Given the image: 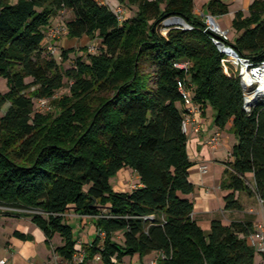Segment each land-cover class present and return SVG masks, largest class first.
I'll use <instances>...</instances> for the list:
<instances>
[{
  "label": "trees",
  "instance_id": "obj_1",
  "mask_svg": "<svg viewBox=\"0 0 264 264\" xmlns=\"http://www.w3.org/2000/svg\"><path fill=\"white\" fill-rule=\"evenodd\" d=\"M123 1L137 10L121 21L99 0H0V76L8 84L0 90V216L30 217L49 242L62 238L54 251L63 259L84 250L82 264H128L127 257L152 252L157 264H256L264 256L249 240L254 215L215 217L208 231L193 217L196 163L179 82L236 135L221 182L226 210H243L242 194L264 206V96L246 105L240 69L195 13V0ZM204 8L213 16L230 12L223 0ZM65 10L70 38L100 40L97 52L83 47L70 68L46 47ZM176 16L189 27L165 24ZM232 27L237 36L224 42L249 68L262 65L264 0L238 10ZM73 51L63 50V61ZM66 85L69 93L57 98ZM42 98L55 100L56 113L35 109ZM124 168L139 179L130 191L111 183ZM71 212L93 219L91 241L79 242L66 221Z\"/></svg>",
  "mask_w": 264,
  "mask_h": 264
},
{
  "label": "crops",
  "instance_id": "obj_2",
  "mask_svg": "<svg viewBox=\"0 0 264 264\" xmlns=\"http://www.w3.org/2000/svg\"><path fill=\"white\" fill-rule=\"evenodd\" d=\"M99 1L108 4V0ZM202 1L200 7H197V1L195 0V13L203 16V12H205V14L209 15L204 6L210 0ZM223 1L230 5V12L222 16L214 17L223 29L229 31V35L230 31H233V34L230 35V40L233 41L237 36V32L232 27L235 13L238 10L247 11L254 0ZM108 5L111 7L110 4ZM122 5L123 4H117L116 9ZM201 122L203 124V130L200 133L194 131L192 124L189 125L187 132L189 136L188 153L191 159L196 163L191 168L190 176L191 180L196 185V190L192 194L195 199V211L193 217L206 231H208L210 229L211 221L215 217H220L224 222H231L232 220L241 219L248 214H252L255 216V227H257L262 219V213L259 209L253 207L252 204L245 203L244 199L241 198L244 206L243 210L225 209L224 195L226 191L221 187L227 162L224 159L227 156H231L232 148L237 142L235 134L232 135L226 133L227 130H231V124L224 129L219 128L215 124V111L211 105H208L205 111L202 109ZM215 133L221 134V142L217 149H211L207 141L209 137ZM201 162L208 163L209 166L206 172L200 171L199 167ZM123 170L119 172L120 179L118 180V185H116L115 189L120 191H130L136 186V184L129 185L128 189L120 187L123 183ZM138 180L137 176V182ZM70 209L73 210V207L71 206ZM69 216H80L81 220L84 219L80 223L81 227H83L85 223H88L90 225L89 235H92L91 238L96 234V228L92 218L81 216L75 212L67 213L66 218ZM16 231L27 234L29 238H22L16 234ZM83 233H85V229H83ZM91 238L90 240H83L82 242L87 243L91 241ZM80 241L81 240H79V242ZM61 244H63V242L59 235H56L52 241L49 242L45 233L30 217L18 215L0 216V258L7 259V264H50L51 257L55 252V247ZM150 254L153 263L157 264V262H154V257H157L158 254L156 252ZM261 262L264 263L262 255L259 260L256 258V264H260Z\"/></svg>",
  "mask_w": 264,
  "mask_h": 264
},
{
  "label": "rangeland",
  "instance_id": "obj_3",
  "mask_svg": "<svg viewBox=\"0 0 264 264\" xmlns=\"http://www.w3.org/2000/svg\"><path fill=\"white\" fill-rule=\"evenodd\" d=\"M115 1V3H114ZM197 1V7H200V4L203 2L202 0H196ZM202 1V2H201ZM108 4L111 5V7L113 9L116 10V5L117 4H123L122 7L125 8V19L129 18V17H133L136 14V7H131L129 5H125L123 0H108ZM209 15H211L209 13ZM202 16V15H201ZM213 16V15H212ZM72 17V13L69 10H65L63 12H61V14L58 15L57 18H55L52 22V25L50 28L55 27L58 24H63L65 25V23ZM203 17H205L206 19L208 18V14H205V12H203ZM214 17V16H213ZM215 18V17H214ZM49 31V30H48ZM168 28H162V32L163 33H167ZM233 34V31H230V35ZM100 45V40L98 39H90L87 36H83L81 38H70L68 35H63L61 38L59 39H54L51 40L50 38L47 39V43H46V47L48 49H50V47L52 49H50L51 51L54 52L55 57L57 58L58 62L61 63L65 68H70L75 64L76 58L80 55H83V47H88L89 50L91 52H97V48ZM69 48H73L74 51L71 52L69 54V58L66 61H63V55H62V51L65 49H69ZM229 60L234 64V66L237 68L239 67L240 69V73H241V65L238 64L235 60V58H233L232 56H229ZM146 69H154L153 66L147 65ZM247 72H250V69L247 70ZM245 76V74H244ZM31 79H28V81H30ZM259 84L257 82H252L250 85H248V91L251 93L254 90H256L258 88ZM0 90L2 92H6L8 90V84H7V80L0 76ZM69 93V86L66 85L64 86L62 89L58 90L56 93V97L60 98L61 96H63L64 94ZM56 98V99H57ZM50 102L51 105V109L42 107L40 104L39 99L35 100V109L37 111L43 112V113H56V108H55V100L51 101V99L47 98ZM8 108V104L3 108L2 113L5 112V110ZM226 133L228 134H232L234 135V133L232 132V130H227ZM231 142V141H229ZM228 142V143H229ZM220 146V144L216 147L213 148L211 147V149H217ZM231 156H227L224 160L228 161L230 159ZM218 162H222V161H218ZM207 166L208 169V163H200V171L201 172H205L204 170H202L201 167L203 166ZM123 170V169H122ZM122 186H120L121 188L124 189H128L129 185H133V184H137V174L135 172H133L131 169L129 168H124V170L122 171ZM119 173L113 177L111 179V183L114 186V188L116 187V185H118V180L119 178ZM251 177V176H249ZM241 198L244 199V202L247 204H252L253 207H255L256 209H259V211L262 213V219L260 220V222H264V206H263V202L260 199H257L255 197L249 196L248 194H242ZM91 218V217H90ZM84 219L81 220L80 216H72V217H67L66 221L72 226L73 231L75 233V235L77 237H79V239L81 240V244L83 243V240H90L92 235H89V228L90 225L88 223H85V225H83V227H81L80 223L83 221ZM83 229H85V233H83ZM86 234V235H84ZM93 238V237H92ZM91 238V240H92ZM264 256V253H263ZM156 256L154 257V262H156ZM261 258V254L258 253L257 254V260H259ZM126 261L128 264H154L152 261V256L151 254H147L145 257H141L139 254H136L135 256L131 257H127Z\"/></svg>",
  "mask_w": 264,
  "mask_h": 264
},
{
  "label": "built area",
  "instance_id": "obj_4",
  "mask_svg": "<svg viewBox=\"0 0 264 264\" xmlns=\"http://www.w3.org/2000/svg\"><path fill=\"white\" fill-rule=\"evenodd\" d=\"M116 12L118 14L119 19L122 21L125 18V8H123L122 6L118 7L116 9ZM213 16L212 15H208V18H205V22H206V29L211 30L212 32H214L215 34L219 35L221 37V39L224 40H230V35H229V31L223 29L218 22L215 20H213ZM175 24V23H174ZM167 25V24H166ZM173 25V24H171ZM185 27H189V25L185 26ZM68 32V28L66 25L63 24H58L53 28H50L49 31L47 32V38L46 39H59L61 38L63 35H67ZM215 42L217 41V39L214 37ZM50 49H52L50 47ZM231 56V55H229ZM233 57V56H232ZM235 58V57H233ZM236 62L238 64L241 65V78H242V83L243 85L245 84V102L247 105V101L249 100L248 95L251 93H255L257 91V98L258 97H262L264 96V94H260V92H258V89L260 87V83H258L255 79L253 78V82H257L259 84L258 88L256 90H254L253 92H249L248 89V85L247 82L245 81V77H244V71L248 69H250V75H255L256 72H259L260 70L264 69V63L258 67H253V68H249V63L243 59V58H235ZM178 66H185L184 64H179ZM179 88L183 94V97L186 101V105L189 109V113L185 116L184 121H183V129L185 130V132H188L189 129V125L192 124L193 125V129L195 132L200 133L203 130V124L201 122V114H202V109L192 101L191 97H190V92L187 90L185 84L183 82H179ZM255 98V99H257ZM40 104L42 107L51 109V105L50 102L47 98H42L39 99ZM254 101V100H252ZM251 101V102H252ZM208 145H210L213 148H216L220 142H221V134L220 133H215L214 135H212L211 137H209L208 139ZM202 170H204L205 172L208 170L207 166H203L201 167ZM249 240L250 243L256 247V249L262 253H264V222H260L257 227H255V230L249 235ZM86 256V252L84 250L79 251L78 253H76L74 255V258L72 261L63 259L59 254H57L56 252H54V254L51 257L50 260V264H82L84 262ZM101 257L100 255H96L95 256V260L96 261H100ZM0 264H7V259L5 258H0Z\"/></svg>",
  "mask_w": 264,
  "mask_h": 264
},
{
  "label": "water",
  "instance_id": "obj_5",
  "mask_svg": "<svg viewBox=\"0 0 264 264\" xmlns=\"http://www.w3.org/2000/svg\"><path fill=\"white\" fill-rule=\"evenodd\" d=\"M214 18V17H213ZM215 20V18L213 19ZM177 24L178 26H187V22L180 16H176L170 19H167L165 21V24L167 25H171V24ZM215 38L217 39L216 44L218 45V47L225 53H227L228 55H231L235 58H239V54L237 52V50L231 46V45H227L219 35L215 34ZM245 87V84L243 85ZM256 94L253 96L252 99H249L247 101V105H249L251 103L252 100H255V98H257V91L255 92Z\"/></svg>",
  "mask_w": 264,
  "mask_h": 264
},
{
  "label": "bare ground",
  "instance_id": "obj_6",
  "mask_svg": "<svg viewBox=\"0 0 264 264\" xmlns=\"http://www.w3.org/2000/svg\"><path fill=\"white\" fill-rule=\"evenodd\" d=\"M245 74V81L247 82V84H251L253 82V78L257 79L256 81L258 83H260V87L258 89V92H260V94H264V69L260 70L259 72H256L255 75H250V73L246 72V70L244 71ZM256 93H251L248 95L249 99H252L253 96Z\"/></svg>",
  "mask_w": 264,
  "mask_h": 264
}]
</instances>
